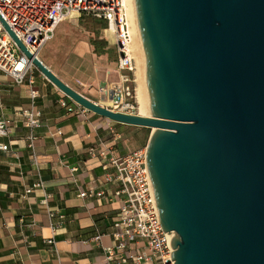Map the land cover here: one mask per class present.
Wrapping results in <instances>:
<instances>
[{
    "label": "water",
    "instance_id": "water-1",
    "mask_svg": "<svg viewBox=\"0 0 264 264\" xmlns=\"http://www.w3.org/2000/svg\"><path fill=\"white\" fill-rule=\"evenodd\" d=\"M150 116L84 109L151 129L147 172L175 264H264V0H135Z\"/></svg>",
    "mask_w": 264,
    "mask_h": 264
},
{
    "label": "crops",
    "instance_id": "crops-1",
    "mask_svg": "<svg viewBox=\"0 0 264 264\" xmlns=\"http://www.w3.org/2000/svg\"><path fill=\"white\" fill-rule=\"evenodd\" d=\"M36 81L43 119L31 149L25 119L16 115L31 103L29 87H15L0 74V118L16 122L11 135L0 137V145L8 148L0 150V264H104V251L94 239L101 235L103 246L113 243L110 234L120 205L110 199L118 184L105 182L102 162L88 152L104 145L111 155L123 156L117 145L120 124L93 113L68 114L61 102H73L42 74ZM55 130L63 131V137H52ZM90 191L106 194L102 199L80 197Z\"/></svg>",
    "mask_w": 264,
    "mask_h": 264
},
{
    "label": "built area",
    "instance_id": "built-area-1",
    "mask_svg": "<svg viewBox=\"0 0 264 264\" xmlns=\"http://www.w3.org/2000/svg\"><path fill=\"white\" fill-rule=\"evenodd\" d=\"M125 2L126 0H0V74H4L15 87H29L31 103L27 108H18L16 115L25 119L23 125L29 129L31 149L35 148L34 131L42 127L43 119L37 102L40 93L34 87L37 69L10 31L29 53L41 60L42 50L54 39L59 25L70 21V14L77 11L80 19L91 16L108 25L107 29L111 30L114 41L100 39L115 46L117 69L120 72H133L134 60L128 52L132 40L131 24ZM43 79L47 80L44 76ZM126 83H130L128 78L121 84H111L108 87L106 96L113 100V107L107 108L114 112L137 115L133 112L134 90ZM61 106L67 109L68 114L90 113L74 102L70 106L67 101L62 100ZM15 124L14 120L1 117L0 137L11 135ZM110 130L114 139L118 140L116 131L113 128ZM63 134L61 130L51 132V136L55 138H61ZM0 150L8 148L2 144ZM110 150V147L102 145L101 149L93 146L88 152L91 159L99 158L102 162L105 182L118 184L110 199L120 205L118 219L110 234L113 243L111 246H103L101 235L94 239L104 251V264H175L171 254L175 252L172 242L177 234L174 231L164 232L161 226L147 172V149L140 148L121 157L111 155ZM76 171L77 169H72V172ZM26 193L31 194V190L28 189ZM105 194V191L81 192L80 197L102 199ZM35 226L36 223H33L30 228L34 229ZM52 243L50 239L49 245Z\"/></svg>",
    "mask_w": 264,
    "mask_h": 264
},
{
    "label": "rangeland",
    "instance_id": "rangeland-1",
    "mask_svg": "<svg viewBox=\"0 0 264 264\" xmlns=\"http://www.w3.org/2000/svg\"><path fill=\"white\" fill-rule=\"evenodd\" d=\"M106 30V29H105ZM100 33V38L107 36L114 41L109 34ZM104 33V34H103ZM94 26L88 24L85 19L78 21H66L59 25L54 39L42 50L41 60L60 79L65 81L74 90H77L87 98L97 102H103V106L113 107L111 99H107V89L111 84H121L125 78L130 80L129 84L134 92V110L138 115L140 106L137 93V71H119L117 69V54L115 46L108 44L106 54L100 56L96 54ZM135 66V61H134ZM41 76V73L38 72ZM117 132L121 139L118 142L121 152H129L146 148L151 129L118 125ZM120 129V130H119ZM121 157V156H119Z\"/></svg>",
    "mask_w": 264,
    "mask_h": 264
},
{
    "label": "bare ground",
    "instance_id": "bare-ground-1",
    "mask_svg": "<svg viewBox=\"0 0 264 264\" xmlns=\"http://www.w3.org/2000/svg\"><path fill=\"white\" fill-rule=\"evenodd\" d=\"M125 7L128 13L129 24H131V39L132 40L129 45L128 52L131 55V58L135 61L134 69L137 71L136 77H137V84H138L137 85L138 93H137L136 99H138V103L140 106V110L138 114L143 117H149L151 114H150V109H149V99L146 93V84H145L146 69H145V61H144V53L142 50V44L139 38L135 0H126ZM79 19H80V15L77 11H74L72 14H70V21L74 22V21H78ZM105 31H106V34H109L111 36L112 32L110 29H106ZM105 38L109 39L107 36ZM109 99H111V97H109Z\"/></svg>",
    "mask_w": 264,
    "mask_h": 264
},
{
    "label": "trees",
    "instance_id": "trees-1",
    "mask_svg": "<svg viewBox=\"0 0 264 264\" xmlns=\"http://www.w3.org/2000/svg\"><path fill=\"white\" fill-rule=\"evenodd\" d=\"M84 19L86 20V22L88 24H92L94 26V32H95V42H94V48H95V52L96 54L100 55V56H104L106 54V47L108 46V43L107 41L105 40H101L100 39V33L102 30H105L107 29L108 25L106 23H103V22H98L96 21L93 17L89 16V17H84ZM81 19L78 20V23ZM106 33V31L104 32ZM103 33V34H104ZM103 38V37H102ZM50 86H52L50 84ZM54 87V86H52ZM60 95L66 97L64 94L60 93ZM66 99L68 101H70L67 97ZM72 103V101H70Z\"/></svg>",
    "mask_w": 264,
    "mask_h": 264
}]
</instances>
